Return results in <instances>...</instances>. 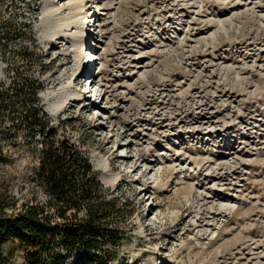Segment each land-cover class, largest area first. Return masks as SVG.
I'll use <instances>...</instances> for the list:
<instances>
[{
	"label": "rangeland",
	"instance_id": "1",
	"mask_svg": "<svg viewBox=\"0 0 264 264\" xmlns=\"http://www.w3.org/2000/svg\"><path fill=\"white\" fill-rule=\"evenodd\" d=\"M27 1L15 3L27 10ZM7 2L0 0L5 15ZM36 7L41 64L30 72L43 82L39 96L57 134L84 145L99 177L126 173L101 180L115 204L109 214L124 228L108 264H264V0H39ZM6 66L0 56L7 81ZM39 147L3 146L4 211L47 198L36 174ZM126 153V167L104 169ZM10 259L23 264V250Z\"/></svg>",
	"mask_w": 264,
	"mask_h": 264
},
{
	"label": "trees",
	"instance_id": "2",
	"mask_svg": "<svg viewBox=\"0 0 264 264\" xmlns=\"http://www.w3.org/2000/svg\"><path fill=\"white\" fill-rule=\"evenodd\" d=\"M38 1L21 10L8 0L7 15L0 8V56L8 76L0 79V157L7 143L40 145L36 174L47 198L28 200L11 213L0 208V264H12L15 248L23 250V264H108L109 245L124 232L109 214L115 207L110 190L84 145L57 134L39 96L43 82L30 72L33 63L41 64L34 32ZM17 39L19 48L10 50Z\"/></svg>",
	"mask_w": 264,
	"mask_h": 264
},
{
	"label": "bare ground",
	"instance_id": "3",
	"mask_svg": "<svg viewBox=\"0 0 264 264\" xmlns=\"http://www.w3.org/2000/svg\"><path fill=\"white\" fill-rule=\"evenodd\" d=\"M56 8V6L54 7V8H52V9H50L49 11H51V13H53V14H55L58 10H57V8ZM74 8H76V7H74ZM59 9V8H58ZM60 11H62V9H59ZM90 17H94L93 15H90ZM95 21H96V17H95ZM87 24H89V23H87ZM93 24H95V22L93 23ZM83 27H85V28H87L86 26V21L84 20V22H83V25H82ZM90 31H93L94 33H95V28L93 29V28H91V30ZM89 34H90V32H88ZM49 42H51V44L52 43H54L53 41H52V39H49ZM98 42H96V44H97ZM90 44V43H89ZM87 45H88V43H87ZM89 59H90V57L88 58V59H86V61H89ZM91 60V59H90ZM95 59H92V61H90V65L93 63V61H94ZM88 63V62H87ZM89 65V66H90ZM86 66H88V65H86ZM85 69L86 68H83V70H80L78 73H77V75L75 76V79L77 80V82H79L80 80H81V75H82V73L83 72H85ZM55 71L53 70V73H54ZM52 73V74H53ZM91 77V76H90ZM90 77H87V78H90ZM88 80V83H87V87H89V90H86V91H89L90 92V86L92 85V83H93V81L94 80H91V79H87ZM80 97H76L74 100H75V103L76 102H79L80 101V99H79ZM130 154L129 153H126V154H114V155H112L110 158H109V160H108V163L111 165L110 167L108 166V167H104V169L106 168V170H110V169H113V168H121V167H126L127 165H128V162H129V158H130ZM102 167V166H101ZM139 167H140V164H135L131 169H130V171H128V172H130V173H135V172H137L138 171V169H139ZM127 172V173H128ZM124 173H117V174H115V176L114 175H112L113 177L112 178H109L108 176L106 177V176H104V175H101V180L103 181V182H105V183H111V182H115V181H117V180H119V179H123V177H122V175H123ZM126 174V173H125ZM124 174V175H125ZM148 175V172L146 171V172H143L140 176L142 177V176H147ZM147 179H148V177H147ZM149 181H151V180H146V181H143V185H144V187L142 188V189H140V193L141 192H143L145 189H146V187L147 186H149ZM141 201H144V199H142ZM144 217H145V215H144Z\"/></svg>",
	"mask_w": 264,
	"mask_h": 264
}]
</instances>
